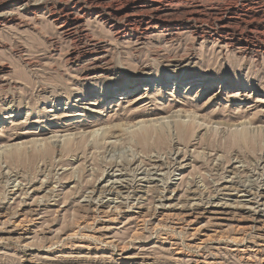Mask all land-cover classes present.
<instances>
[{"label": "rangeland", "instance_id": "obj_1", "mask_svg": "<svg viewBox=\"0 0 264 264\" xmlns=\"http://www.w3.org/2000/svg\"><path fill=\"white\" fill-rule=\"evenodd\" d=\"M37 1L0 0L11 19L0 23V264H264V42L228 46L217 26L243 10L263 29L264 0H120L123 10L144 8L117 39L95 13L59 30L47 10L66 0L21 10ZM152 6L174 12L143 35ZM229 25L235 36L247 31ZM178 110L221 125L180 118L189 135L178 139L171 124L176 147L160 151L131 140L139 124ZM238 124L248 125L228 128ZM242 127L254 139L243 148L232 138ZM149 156L163 165L152 177L140 174ZM118 179L133 194L109 192ZM163 191L171 200L159 204Z\"/></svg>", "mask_w": 264, "mask_h": 264}, {"label": "bare ground", "instance_id": "obj_2", "mask_svg": "<svg viewBox=\"0 0 264 264\" xmlns=\"http://www.w3.org/2000/svg\"><path fill=\"white\" fill-rule=\"evenodd\" d=\"M29 1V0H28ZM64 1V0H63ZM179 3H182L184 0H176ZM192 1V0H190ZM209 1V0H208ZM211 1V0H210ZM222 1V0H221ZM220 1V2H221ZM228 1V0H227ZM235 1V0H234ZM257 1V0H256ZM123 2V1H122ZM202 2V1H201ZM217 2V1H216ZM219 2V1H218ZM254 2V1H253ZM44 3L43 0H38L36 2V5L35 6H38V7H35V8H30L28 6V3H24L22 4V6L20 5L21 7V10L24 11L25 13H28V14H36L38 8L40 6H42V4ZM126 3V2H125ZM187 3V2H186ZM207 3V2H206ZM205 3V4H206ZM215 3V2H214ZM122 4V3H121ZM121 4H120V0H66V3L65 4H60V5H57L56 7L53 8V10L51 9L50 10H47L48 13L51 15V18L53 19L52 22L53 24L61 31L63 32H66L68 31L69 29H74V28H77L79 26H81V23L83 21V18L85 17H90V15L92 13H95L97 17H100L102 20H103V23L106 25V27L108 26V30H110V32L113 34L114 38H125V37H128L129 35H131V30L128 28V26H125L123 24H121V22H124V21H127V22H134L136 21V19L138 18V13L141 12L144 8L141 7V5H136L135 3H132L129 7V9H122L123 7H121ZM124 4V3H123ZM177 4V5H178ZM183 4V3H182ZM188 4V3H187ZM197 4V3H196ZM223 4V3H222ZM228 4V3H227ZM18 5V4H17ZM44 5V4H43ZM143 5V4H142ZM152 5V4H151ZM170 5V4H168ZM171 5H172V2H171ZM181 5V4H180ZM191 5V4H190ZM201 5V4H200ZM208 5V4H207ZM212 5V4H211ZM236 5V4H235ZM263 5V4H262ZM184 6V5H183ZM182 6V7H183ZM213 6V5H212ZM229 7L231 6L230 4L228 5ZM261 6V5H259ZM50 7V6H49ZM48 7V8H49ZM179 7V6H178ZM208 7V6H207ZM217 7V6H216ZM215 7V8H216ZM250 7V6H249ZM255 7H257L255 5ZM255 7H253L255 9ZM19 8V7H18ZM47 8V7H46ZM128 8V7H127ZM185 8V6H184ZM190 11L195 14H198V13H201L202 11H205L204 9H202L201 6H190ZM226 8V7H225ZM244 8V6H243ZM248 8V7H247ZM252 8V6L250 7ZM249 8V9H250ZM153 9V10H152ZM177 9V7H176ZM220 9V8H219ZM236 9V8H235ZM239 9V8H238ZM261 9V7H260ZM42 9H40L38 11V13L41 11ZM46 10V9H45ZM141 10V11H140ZM146 10V9H145ZM152 10V14L149 18V20L147 22H144L145 23V27L142 29V34L143 35H146L150 30L151 28H155L157 26V22H159V18L160 16H168L170 15L173 11V9L169 7H163V6H159L157 8L152 6L151 8ZM185 10V9H184ZM210 10V9H209ZM224 10V9H223ZM240 10V9H239ZM246 10V9H244ZM256 10V9H255ZM178 11V10H177ZM9 12V11H8ZM42 12V11H41ZM44 12V11H43ZM143 12V11H142ZM147 12V10H146ZM149 12V11H148ZM181 12V11H180ZM185 12V11H184ZM225 11H223L224 13ZM230 12L232 13H236L235 10H230ZM203 13V12H202ZM201 13V14H202ZM207 13V12H206ZM204 13V15L206 14ZM219 13V12H218ZM264 13V12H263ZM24 14V13H23ZM42 14V13H41ZM141 14V13H139ZM178 14V13H177ZM187 14V13H185ZM191 14V13H190ZM208 14V13H207ZM261 14V13H260ZM147 15V14H146ZM181 15V14H180ZM189 15V13H188ZM236 15V14H235ZM239 17L237 18V15H236V18L237 19H233V18H228V17H225V18H220V25H217V26H220V28L222 29V31L220 32L221 34H219L218 36L220 37L219 39L220 40H225L226 41V45L228 46H231L235 43L233 42H238L240 43V41L242 40H247L249 42H257L259 41H262L264 42V27L263 29H261L262 27L259 26L255 23V21L253 22L252 20H250V16H249V13L246 12V11H240L239 12ZM27 16V15H26ZM33 16V15H32ZM92 16V15H91ZM206 16V15H205ZM210 16V14H209ZM222 16V15H221ZM12 17V16H11ZM88 17V18H89ZM172 17V16H171ZM187 17V16H186ZM220 17V16H219ZM230 17V16H229ZM232 17V16H231ZM260 17H262L260 15ZM13 18V17H12ZM95 18V17H94ZM156 18V19H154ZM166 18V17H165ZM190 18V17H188ZM201 18V17H200ZM207 18V17H206ZM216 18V17H215ZM255 18V17H254ZM264 18V17H263ZM161 19V18H160ZM164 19V18H163ZM170 19V17H169ZM175 19V18H174ZM192 19V18H190ZM196 19V18H195ZM213 19H214V16H213ZM253 19V17H252ZM167 20V19H166ZM193 20V19H192ZM197 20V19H196ZM200 20V19H199ZM202 20H204L202 18ZM201 20V21H202ZM208 20V18L206 19ZM255 20V19H253ZM260 20V19H259ZM11 19H8L7 18V15L5 14H0V23L1 24H6L8 22H10ZM131 22V23H132ZM139 22V21H138ZM262 22V21H261ZM130 23V24H131ZM230 23H233V24H236V25H239V26H242L245 30H247L245 33H239L237 36H235L236 34L234 33H229L228 31H226L225 29L227 27H231V25H229ZM260 23V22H259ZM0 24V26H1ZM103 24V25H104ZM125 24V23H124ZM229 25V26H228ZM189 26V25H188ZM104 27V26H103ZM132 27V26H131ZM130 27V28H131ZM134 27V26H133ZM183 27V26H182ZM56 28V29H57ZM81 28V27H79ZM137 28V27H136ZM234 28L235 25H234ZM240 29V28H239ZM137 29H135L136 31ZM149 30V31H148ZM163 30V29H162ZM235 30V29H234ZM243 30V29H242ZM258 30V31H257ZM260 30V31H259ZM177 31V30H176ZM192 31V30H191ZM200 31V30H199ZM257 31V32H256ZM137 32V31H136ZM216 32V31H215ZM68 33V32H67ZM66 34V33H65ZM194 34V33H193ZM217 34V33H216ZM198 35V34H197ZM208 35V34H207ZM212 35V34H211ZM201 36V35H200ZM203 37V36H201ZM211 36H209L210 38ZM136 38V37H135ZM139 38V37H138ZM146 38V37H145ZM144 38V39H145ZM211 39V38H210ZM124 40V39H123ZM218 40V39H217ZM210 41V40H209ZM246 42V41H245ZM251 44V43H250ZM263 44V43H262ZM243 45V44H242ZM252 45V44H251ZM226 46V47H228ZM96 48V47H95ZM102 48V47H100ZM240 48V47H239ZM238 48V49H239ZM247 47H241L240 49L241 50H245ZM250 48V47H249ZM257 48V47H256ZM236 49V48H235ZM100 50V49H99ZM255 51V50H254ZM256 51H258V53L260 52L259 49H257ZM261 51L264 52V48L262 49L261 48ZM103 55V54H102ZM257 55V54H256ZM89 58V57H88ZM101 58V56L99 57V54L96 55V57L92 58L89 60V63H95L97 62L99 59ZM104 58V56H103ZM256 58V57H255ZM103 60V59H102ZM85 61V60H84ZM84 63V62H83ZM97 64V63H96ZM180 66V65H179ZM94 69V68H93ZM3 71V70H2ZM99 73H102L103 71H98ZM1 74V73H0ZM103 75V74H102ZM104 76V75H103ZM100 77V76H99ZM94 78V77H93ZM96 78V77H95ZM175 82L179 80V82H181L180 80V77L177 76L176 79H174ZM150 81L152 80H149V79H143L141 81H138L136 83H141V85L143 84H148ZM155 81V80H154ZM156 82L158 83L159 80H156ZM137 86H132L130 88H125V89H122L121 92H124V94H128V93H125V92H129L131 89H135ZM116 92V91H115ZM180 118H187V119H191V123L194 122L195 120L200 122L201 126L205 125V126H208V124H210L211 122H209L208 120L204 119L203 117L200 118V116L194 111V112H190V111H175L173 113H170L168 114V116H163L161 118H158L155 122H153V124H149V125H145V124H139V128L136 132L134 133H131V140L134 142V144L138 147L141 148V150L143 151V153H148L150 152L151 150H158L160 151L161 149H166V148H174L175 146V143H176V140L173 141V139L171 138V134H170V125L172 124V128L177 136L178 139H185V137H187L189 135V129L187 127V125H185L184 122L182 121H179ZM169 119H173L172 121H170ZM174 119H178V120H174ZM186 119V120H187ZM167 120H169L170 122H168ZM160 121V122H159ZM151 123V122H150ZM194 124V123H193ZM213 124L214 126H220L221 124L220 123H211ZM210 124V125H211ZM249 124V123H248ZM248 124H238V125H229L228 128L230 127H237V126H245V125H248ZM138 125V124H136ZM199 125V123H198ZM211 125V126H213ZM131 127V126H130ZM136 127V126H135ZM224 127V126H222ZM250 127V126H249ZM212 128V127H211ZM100 129V128H98ZM97 129V130H98ZM127 129V128H126ZM236 129V128H235ZM128 130V129H127ZM96 131V129L94 130ZM101 132V131H99ZM103 136L104 134H106L105 131H103ZM91 133V132H90ZM115 133V132H114ZM91 134H96V132H92ZM92 135V136H93ZM98 135V134H97ZM70 136V135H69ZM68 136V137H69ZM74 136V135H73ZM75 137V136H74ZM53 138V136H52ZM51 138V139H52ZM55 138V137H54ZM53 138V140H54ZM117 138V137H116ZM232 138L234 140V143L235 144H238V145H241L242 148L243 147H248L249 144H251L253 142V137L251 138L250 135H249V131H247V129L245 127H242V129H240L239 131L236 130L232 133ZM57 139V138H56ZM81 140L84 139L83 137L80 138ZM110 139V138H109ZM50 140V139H49ZM105 140V139H104ZM57 141V140H56ZM62 141V140H61ZM43 143V141H41ZM104 142V141H103ZM175 142V143H174ZM45 143V142H44ZM95 144L97 143L96 141L94 142ZM93 143V144H94ZM55 144V143H54ZM66 144V143H65ZM54 146V145H53ZM58 146V144H57ZM67 146V145H66ZM75 146V145H74ZM178 146V145H177ZM43 150H38L39 151V154L41 156V158L45 155H48L49 153V150L47 149L46 146H43ZM176 147V146H175ZM3 148V147H2ZM49 148V147H48ZM7 149V148H6ZM47 149V150H46ZM10 150V149H9ZM8 150V151H9ZM76 151V150H75ZM11 152V151H10ZM9 153V152H8ZM175 155L178 153L177 149L176 151H174ZM60 154V153H59ZM155 155V154H154ZM152 156V154H151ZM137 157V156H136ZM150 157V156H149ZM169 157V156H168ZM237 157V156H236ZM27 158V157H26ZM145 158V157H144ZM161 158V157H160ZM43 159V158H42ZM41 159V160H42ZM152 159V160H151ZM47 160V159H46ZM150 160L152 162V165L150 167V169H142L140 168L139 170L141 171V175L144 174L145 172H148L144 175H146V177L148 176H151L152 177V172L153 171H158L160 168H162V164L161 162L159 161V158L158 156H153V157H150ZM161 160V159H160ZM174 160V159H173ZM235 160V159H234ZM13 162V161H12ZM43 162V161H42ZM173 162V161H172ZM45 163V162H44ZM30 164V163H29ZM260 164V163H259ZM150 165V163H149ZM264 165V164H263ZM122 166V165H121ZM120 166V167H121ZM148 166V165H147ZM184 166V165H183ZM109 168V167H108ZM114 168V173L115 172H120L119 174V177H122L123 174L121 173L123 169H120L119 167L116 166L113 167ZM138 168V167H137ZM264 171V170H263ZM111 172V171H110ZM108 172V173H110ZM113 172V171H112ZM125 172V171H124ZM260 172V171H259ZM114 173H112L109 177L110 178H114L116 177V174L114 175ZM127 174V173H126ZM108 175V174H107ZM154 176H155V173H154ZM108 177V176H107ZM118 177V176H117ZM124 177V176H123ZM145 178V182H152L154 181L155 179L154 178ZM262 177V176H261ZM127 178V177H126ZM107 179V178H106ZM133 180V179H132ZM163 180V179H162ZM99 181V180H98ZM105 181V180H104ZM108 181V180H107ZM129 182V181H128ZM126 183L124 181H119L118 180H115L113 182H111V184L107 185V189H109L110 191L109 192H112V193H131L133 194L135 188L134 186L130 183ZM132 182V181H131ZM155 182V181H154ZM110 183V182H109ZM157 184V183H156ZM230 185V184H229ZM15 187V186H14ZM103 187V186H102ZM231 187V186H230ZM96 188V187H95ZM104 188V187H103ZM232 188V187H231ZM137 189V188H136ZM162 189V188H161ZM166 189V188H165ZM227 189V188H225ZM224 189V190H225ZM242 189V188H241ZM104 190V189H103ZM234 190V189H233ZM244 190V189H243ZM251 190V189H250ZM91 191V190H90ZM107 191V190H106ZM105 191V192H106ZM237 191V190H236ZM247 191V190H246ZM89 192V191H88ZM104 192V193H105ZM108 192V193H109ZM140 192V191H139ZM143 192V191H142ZM230 192V191H228ZM240 192V191H239ZM259 192V191H258ZM90 193V192H89ZM95 193V192H94ZM243 193V192H242ZM15 194V193H14ZM26 194V193H25ZM88 194V193H87ZM92 194V193H91ZM96 194V193H95ZM136 194V193H135ZM89 195V194H88ZM102 195V193H101ZM233 195V194H232ZM238 195V194H237ZM243 195V194H242ZM255 195V194H254ZM260 195V194H259ZM116 196V195H115ZM120 195H118L119 197ZM123 196V195H122ZM120 196V197H122ZM136 196V195H134ZM226 196V195H225ZM252 196V194H251ZM261 196V195H260ZM124 197V196H123ZM126 197V196H125ZM240 197V196H239ZM194 198V197H193ZM250 198V197H249ZM86 199V196L85 198ZM245 199V198H244ZM94 200V199H93ZM164 200H171L170 197H167L164 195V191L161 193V196L159 197V200H158V203L161 204V202H163ZM193 201V200H192ZM89 202V201H88ZM102 202V201H101ZM45 203V202H44ZM90 203V202H89ZM96 203V202H95ZM213 203V202H212ZM242 203V202H241ZM240 203V204H241ZM94 204V203H93ZM117 204V203H116ZM211 204V203H210ZM263 204V203H262ZM95 205V204H94ZM102 205V204H101ZM104 205V204H103ZM165 205V204H164ZM257 205V204H256ZM196 205H193L192 207H188L182 211L183 212V216H191L192 215V212L197 210L198 207H194ZM200 206V205H199ZM208 206V205H207ZM217 206V205H216ZM214 206V207H216ZM223 206V205H222ZM221 206V207H222ZM172 207V206H171ZM220 207V208H221ZM224 207V206H223ZM252 207V206H251ZM96 208V207H95ZM121 208V207H120ZM162 208H163V205H162ZM174 208V207H173ZM228 208V207H227ZM98 209V208H96ZM157 209V208H156ZM164 209V208H163ZM235 209V208H234ZM238 209V208H237ZM86 210V209H85ZM99 210V209H98ZM202 210V209H201ZM209 210V209H208ZM227 210V209H226ZM255 210V209H254ZM33 211V210H32ZM92 211V210H91ZM96 211V210H95ZM101 211V210H100ZM121 211V210H120ZM216 211V210H215ZM230 211V209H229ZM228 211V213H229ZM232 211V210H231ZM230 211V212H231ZM93 212V211H92ZM105 212L102 210V213ZM117 212V211H116ZM201 212V211H200ZM199 212V213H200ZM202 212H205V213H208V214H219L218 212H213V211H206V209H203ZM253 211H251L252 213ZM256 212V211H255ZM96 213V212H95ZM100 213V212H99ZM107 213V211L105 212ZM179 213V212H178ZM196 213V212H195ZM222 213V212H221ZM194 214V213H193ZM224 214V212H223ZM248 214V213H247ZM258 214V212H257ZM256 214V215H257ZM165 215V214H164ZM170 215V214H169ZM173 215V214H172ZM181 215V216H182ZM180 216V215H179ZM180 216V217H181ZM201 216V214H200ZM226 216V215H225ZM248 216V215H247ZM264 216V215H263ZM261 216V217H263ZM194 217V216H193ZM197 217V216H196ZM252 217V216H250ZM220 219V218H219ZM207 220H209L207 218ZM255 220V219H253ZM187 221V220H186ZM192 221V220H191ZM188 222V221H187ZM259 222V221H258ZM261 223L264 224V217L262 218V220H260ZM18 225V223H17ZM259 225V224H258ZM262 226V225H261ZM196 230V229H195ZM195 232V231H194Z\"/></svg>", "mask_w": 264, "mask_h": 264}]
</instances>
